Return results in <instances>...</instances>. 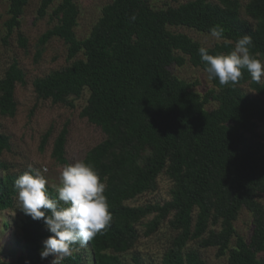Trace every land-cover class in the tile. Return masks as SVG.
Here are the masks:
<instances>
[{
  "label": "trees",
  "instance_id": "16d2710c",
  "mask_svg": "<svg viewBox=\"0 0 264 264\" xmlns=\"http://www.w3.org/2000/svg\"><path fill=\"white\" fill-rule=\"evenodd\" d=\"M53 1L42 0L41 17ZM9 2L7 37L19 26L29 0ZM245 10L253 22L243 17L239 0H189L163 8H155L151 0H113L102 8L84 40L75 33L77 0H62L54 10L58 23L39 43L45 45L59 36L72 61L37 78L34 89L38 98L54 103L68 102L70 96L89 90L81 114L100 127L105 138L82 160L90 162L105 183L111 214L109 224L86 246L73 245L72 255L61 264H124L121 255L138 245L139 225L146 219L147 236L157 233L162 224L174 232L161 264H208L190 242L216 247L218 257L226 256L225 264H264L259 257L264 252V132H258L264 105L242 88L250 83L264 95V83L253 81L242 69L236 85L221 86L218 78H211L215 88L201 94L169 68L183 65L188 56L193 65L206 70L198 53L202 44L170 29L179 26L206 33L221 26L225 41L206 47L211 54L229 53L239 37L250 35L252 53L264 60V0H249ZM19 43L27 47L28 39L20 34ZM81 52L84 58L79 59ZM18 83H25V73L14 60L0 78L2 115H16ZM212 101L217 106L209 109ZM68 134L64 126L53 143L52 157L61 164L68 163ZM50 136L49 130L41 150ZM6 149L10 137L0 131V153ZM7 169L0 160V171ZM24 172L0 177V211L15 207L14 182ZM163 174L173 182L170 200L129 203L156 189ZM243 209L252 216L248 237L235 227ZM20 228L22 251L13 256L14 262L0 259V264H51V255L40 256L43 241L51 235L43 220L23 213ZM133 261L141 264L138 255Z\"/></svg>",
  "mask_w": 264,
  "mask_h": 264
},
{
  "label": "rangeland",
  "instance_id": "374dc122",
  "mask_svg": "<svg viewBox=\"0 0 264 264\" xmlns=\"http://www.w3.org/2000/svg\"><path fill=\"white\" fill-rule=\"evenodd\" d=\"M62 0H54L45 16L39 15L42 0H29L20 18L19 26L14 28L11 36L7 37L6 22L9 14V0H0V78L5 75L6 68L17 60L25 73V83H18L15 91L17 112L15 116L2 115L0 113V131L10 137V149L0 153V160L6 162L8 169L0 171V177L7 172L21 173L22 171L41 172L47 180V185H58L62 168L77 160H82L87 152L105 138L102 129L90 123L81 112L87 103L89 90L85 89L81 96H70L68 102L54 103L51 99H40L34 89V81L44 77L53 70L62 68L71 63L68 60V46L59 36L53 37L45 45L39 43L40 37L53 28L58 19L54 16V10ZM113 0H77L79 8L78 24L75 33L78 39L88 37L93 26L102 15V8ZM189 0H151L155 8H163L168 5H178ZM217 2L218 0H213ZM242 4V15L253 22L246 13L245 7L249 0H239ZM174 32L189 35L204 47H212L225 41L223 38H215L210 33L198 31L195 28L185 26L170 27ZM23 34L28 39L27 47L19 43V36ZM6 38V39H5ZM7 40V41H6ZM185 56V55H184ZM77 58H84L81 52ZM183 65L173 64L169 68L173 74L190 83L192 89L205 94L215 88L209 74L201 66L193 65L188 56ZM264 83V76L261 78ZM244 92L261 101L264 105V95L253 89L250 83L242 85ZM72 102L73 105L69 103ZM217 106L216 101L207 104L209 109ZM64 126L69 128L68 142L66 145V158L68 163H58L52 157V148L55 139ZM51 131V136L44 150L40 149L43 136ZM258 132H264V122L258 127ZM47 171H44V170ZM173 182L164 174L160 176L156 189L143 193L138 198L129 201L131 205H145L148 203H165L170 200ZM15 207L0 211V259L14 262L19 252L22 251L21 220L23 212L15 197ZM151 216L150 218H153ZM139 225L141 238L134 250L121 255L124 264H135L133 256L138 255L141 264H161L163 252L170 245V239L174 232L168 224H162V228L152 236H147L144 231L146 222ZM239 234L248 237L252 229V216L247 209H243L235 222ZM197 249L208 264H225L226 256H217L216 247L204 248L198 242H190ZM264 261V252L259 254ZM54 259L50 257L51 263Z\"/></svg>",
  "mask_w": 264,
  "mask_h": 264
},
{
  "label": "clouds",
  "instance_id": "9594fccd",
  "mask_svg": "<svg viewBox=\"0 0 264 264\" xmlns=\"http://www.w3.org/2000/svg\"><path fill=\"white\" fill-rule=\"evenodd\" d=\"M210 35L219 39L223 28H210ZM253 40L243 35L236 41L229 53L211 54L206 47H199L198 53L206 64L209 78H218L221 86H234L246 69L251 79L257 83L264 76V60L253 54ZM44 171H47L46 169ZM46 177L39 171H25L15 179L14 187L22 212L33 220H43L51 235L43 241L41 259L54 257L51 264H61L72 255L75 244L86 246L104 229L111 220L105 183L95 167L86 160L69 163L60 172L58 185L50 186L53 197L46 187Z\"/></svg>",
  "mask_w": 264,
  "mask_h": 264
}]
</instances>
